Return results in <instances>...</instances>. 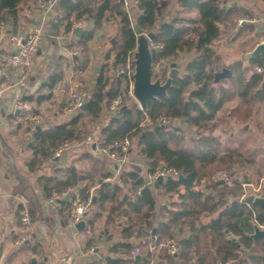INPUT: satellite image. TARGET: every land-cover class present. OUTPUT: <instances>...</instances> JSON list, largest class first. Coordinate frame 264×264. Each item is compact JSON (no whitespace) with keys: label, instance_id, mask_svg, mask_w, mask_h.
<instances>
[{"label":"trees","instance_id":"1","mask_svg":"<svg viewBox=\"0 0 264 264\" xmlns=\"http://www.w3.org/2000/svg\"><path fill=\"white\" fill-rule=\"evenodd\" d=\"M22 1L0 0V23H11L13 32L18 29V5ZM177 1L186 12L197 11L199 17L185 16L158 23L168 0H137L136 8L140 14L135 20L119 0H57L59 9L65 13L63 20L67 21V30H71L75 22L86 19L93 22V30L83 34L78 41L83 47V60H78L77 65L79 69L88 64V42L97 29L116 19L120 30L111 47L115 59L103 67L86 108L72 114L66 122L35 128L29 167L32 171L37 170L50 158V147L64 141L88 144L91 133L88 121L97 124L110 110L115 98L121 96L125 100L129 80L117 76L116 71L121 64L132 60L137 48L134 24L138 23L145 33L155 32L153 41L163 45L153 64L171 59L182 50L194 49L199 55L188 63L186 74L174 78L166 96L149 100L147 110L138 105L121 108L99 130L100 137L106 138V145L112 146V151L120 152L118 144L129 138V150H136L148 161L147 173L124 168L118 172L117 180H112L114 172L108 168L109 159L95 156L92 144H89L69 166L57 168L52 176H41L40 184L49 197L55 191L77 188L87 197L95 188L93 205L99 208V214L94 215L91 224L104 213L107 222L125 219L121 231L123 240L113 245L116 257H112L109 264L122 261L148 264L154 253L144 247L153 230L161 239H176L179 244L175 255L160 253L161 258L167 259V264H217V261L264 264V241L250 236L255 223L264 226V210L246 202L242 182L236 179L233 187L225 186L224 194L219 197L199 188L215 169L230 170L237 163H253L215 134L216 118L224 102L235 94L248 103L264 100V79L256 71L258 66L264 68V50L249 59L246 66L242 60L235 61L229 66L231 77L215 81L216 69L222 64L214 44L223 28L232 26L238 14L248 12L234 6L226 8L221 4L222 0ZM251 69L254 73L247 77ZM60 79L61 75L55 74L46 85L53 88ZM223 83H229L233 88ZM51 95H27L22 99L34 106ZM161 116L181 118L194 128L195 133L157 123ZM159 164L176 168L183 179L157 180L148 185L146 174L153 172ZM211 185L217 187L215 182ZM158 192L167 196V201L160 207L157 206ZM174 195L179 199L172 200L170 197ZM184 228L188 230L186 236ZM134 236L138 239L136 244L132 241ZM136 248L145 253L143 258L132 256Z\"/></svg>","mask_w":264,"mask_h":264},{"label":"crops","instance_id":"2","mask_svg":"<svg viewBox=\"0 0 264 264\" xmlns=\"http://www.w3.org/2000/svg\"><path fill=\"white\" fill-rule=\"evenodd\" d=\"M136 1L129 0L128 9L130 13L132 12L133 15L138 16L140 11L136 8ZM170 1L175 7V15L172 16L171 20L165 21L170 22L175 18L185 16L199 17L197 11L186 12L177 0ZM221 4L226 8L232 6L242 8L248 12L243 15L248 16L251 22L238 28L235 27L234 22L229 28L222 27L223 32L215 42L214 48L218 42L231 37V40H228L229 42L227 41L226 44L229 46L236 43L242 44L241 53L244 57L231 60L225 68H229L237 60H242L246 66L248 60L251 59L248 54L254 50L257 44L264 41V0H222ZM18 9L17 32H13L11 23H0V63L13 51L10 43L11 34H25L34 25L42 23L44 35L35 60L34 75L28 85L19 86L15 81H6L0 68V264H109L108 261L112 257H116V254L112 251L113 245L123 240L121 231L125 219L122 217L115 222H107V214L104 213L94 220V224H91L90 221L94 215L99 214V208L94 206V211L90 216L81 220L85 224L78 227L76 225L78 222L72 224L65 215V203H50L49 196L46 195L39 182L41 176H52L57 168L69 166L84 149H88L87 144L76 145L71 150V156L64 166H61V161L49 158L37 170L32 171L29 162L33 157L30 144L37 131L35 128L41 129L57 125L66 122L71 116L66 109L72 88L75 85H80L90 96L95 91L103 67L107 63L111 64L115 59L111 47L118 38L120 23L113 19L95 31L93 39L88 42V64L84 69H79L77 65L78 60H83V47L78 44V41L83 34L93 30L92 20L86 19L80 24L75 22L72 29L67 30V21L61 20L59 23H55V17L59 10L58 2L51 6L46 13H42L40 10L38 0H23L18 5ZM160 22H162L161 17L158 19V23ZM246 25L251 26V28H245ZM78 28L83 29L81 36L74 32ZM76 48H81L78 54L73 53ZM109 53H111L110 59L108 58ZM189 53L196 55L191 61L199 56L196 50L192 49L179 51L177 57ZM217 54L222 60L223 57L220 52H217ZM176 64L178 66V63ZM187 65L183 74L187 73ZM155 66L156 64H153V72L154 70H163V67H160V69L157 67L158 69H156ZM178 70L179 76H181V70L179 68ZM252 73L254 72L251 69L248 71L247 77H250ZM55 74H60L61 79L53 88H49L46 84ZM260 75L264 79V74ZM119 77L122 78V76ZM50 93H52L51 97L43 103L34 106L30 103L31 114L33 111L32 115L37 119V124H34L31 120L21 121L18 119L15 103L19 98L27 95L38 96ZM235 99H238L247 108L246 118L250 120L254 118L253 107L257 104L258 106L263 105L262 125H264V100L255 99L248 103L245 98L235 94L228 98L223 106ZM218 113L216 119H219ZM107 116L106 113L101 116L100 126L93 124L90 133L91 139L95 138L94 135H98L97 139H99V131L96 130H100L105 121L107 122ZM244 130H248L247 124L244 126ZM232 135L234 134H231V137L234 138ZM261 143L262 156L264 157V135L261 136ZM256 148L255 146L253 152L256 151ZM237 149L243 156L253 161L252 164L246 165L253 166L256 162L261 163L260 158L249 156V154L247 156L245 149L242 147ZM92 150L95 156L101 159L107 158L99 156L93 144ZM132 153L137 154L138 152L132 151ZM236 165L232 169H235ZM108 168L114 172L116 178L117 173H115L110 160ZM146 171L144 173H147ZM262 177L264 176L262 175ZM249 185L250 188H254V191H260L263 184L261 182L255 185L251 182ZM216 186L220 188V185L217 184ZM262 191L264 192L263 189ZM94 195H96L95 190ZM213 196L219 197L220 195L213 192ZM24 211L29 212L34 239L19 246L16 240L22 229L20 218ZM183 233L185 236L188 235L187 228H184ZM93 240H97L100 245L99 250L96 252L89 251ZM132 241L136 244L138 239L134 236ZM140 254L142 258L145 256L143 252H140ZM165 260L167 261L166 258H163L160 262L163 263Z\"/></svg>","mask_w":264,"mask_h":264},{"label":"built area","instance_id":"3","mask_svg":"<svg viewBox=\"0 0 264 264\" xmlns=\"http://www.w3.org/2000/svg\"><path fill=\"white\" fill-rule=\"evenodd\" d=\"M122 2L127 8L129 7V0H119ZM57 0H38V5L42 13H46L49 11L51 6L56 4ZM65 13L62 10H58L57 16L55 17V23H59L63 20ZM251 19L248 16H240L234 19L235 27L238 28L245 23H250ZM80 24V22H77ZM44 35V26L42 23H38L34 25L28 32L25 34L13 33L10 36V43L13 48L12 53L0 63V68L2 72V76L6 81L14 82L19 86H26L30 83L34 71H35V60L37 57L38 49L41 45L42 38ZM151 47L155 48L159 51L162 48V44L150 41ZM81 48H76L74 50V54H78ZM132 61V63H131ZM121 64L116 74L118 76H122V78H127L129 80V91L128 97H133V75L135 71V66L132 60ZM256 71L259 74H264V68L258 66ZM90 95L89 93L81 88L80 85H75L70 93L69 103L67 106V113L72 115L75 112L81 110L83 106L88 102ZM123 98L121 96L115 98L111 105L110 111L115 114L117 113L123 106ZM15 109L17 112V117L19 120H31L34 124H37L38 121L31 114V106L27 101H24L22 98H19L15 103ZM176 118H170L166 116H161L158 118L157 123L163 125H173L176 121ZM148 122H151L150 119ZM91 143L95 146L96 151L99 156L107 157L112 166L114 168L115 173L121 169L129 168L132 163L135 164H148V161L141 157L139 158L137 154H133L129 147L131 145V140L129 138L125 139L121 143L118 144V147L121 148V151L118 150L112 151V146L106 145V138L99 137V139L91 141ZM76 145L70 141H64L63 143L50 147V159L61 161V166H64L68 162V158L71 156L70 152L74 149ZM143 164V165H144ZM117 166V167H116ZM180 172L173 167H170L166 164H159L153 172L147 175V183L148 185L153 184L158 180V178L162 177L163 181L170 179H178L180 176ZM107 179H105L106 181ZM212 182L224 186H232L233 185V176L226 170H217L215 171L210 179ZM95 188L90 190V193L87 197H84L80 190L69 189L66 191H55L49 197L50 203L56 202H64L65 215L70 219L72 224H76L77 222L87 218L94 211V195ZM140 192V191H138ZM246 196V194H245ZM21 220V232L19 237L16 240L17 245L22 246L27 242H30L34 239V233L31 227V219L28 211H24L20 218ZM263 226V225H261ZM264 227V226H263ZM100 245L97 240H93L91 246L89 248L90 252H96L99 250ZM148 249L149 252H164L166 255H175L178 253L179 244L174 239H161L158 233H153L147 237V243L144 247ZM140 254L139 248H136L132 251V256H137ZM118 257V255H117ZM154 257V256H153ZM152 259V258H151ZM119 264H136L135 262H125L122 261ZM148 264H153V259L150 260Z\"/></svg>","mask_w":264,"mask_h":264},{"label":"rangeland","instance_id":"4","mask_svg":"<svg viewBox=\"0 0 264 264\" xmlns=\"http://www.w3.org/2000/svg\"><path fill=\"white\" fill-rule=\"evenodd\" d=\"M168 4H169L168 7L166 9H164L163 14L161 16L162 21L171 20L172 16L175 15L174 14V8H175L174 5L171 3L170 0H168ZM131 15H132V17H134L133 20H135L136 15H133L132 12H131ZM240 16H246V15L238 14L236 17H240ZM230 38L226 39L225 41L223 40V41L218 42L215 46L216 51L220 52L221 56L223 57L221 60L222 66H220V68L216 69L217 72H220L223 70V68L227 67V64L231 60L236 59L238 57H244V55L241 53V50L243 49L242 44L236 43L233 46H229L226 44L228 40H231ZM194 56H196L194 53H189V54H183L181 56L178 55V57L176 56L174 58L165 60L162 63L156 64V66H155L156 69H158V68L160 69V67H163V70H159V71L154 70V73L157 74L156 76L161 75V77L163 79H166L171 72V69H172L171 64L173 62H176V63H178V66H179V67L177 66V68H179L181 70L180 74H181V76H183L184 75L183 73L185 71V66L187 65V63H189L191 61V59ZM223 84H225V86L230 85L233 88V86L229 83H223ZM133 105H138L140 107V103L137 101V99L134 96L133 97L125 96V100L123 102L122 108H125L127 106H133ZM262 108H263V105L258 106V104L253 107L254 118L251 120L246 118L247 108H245V106H243L238 99H235L233 101L226 103L223 106V108H221L220 112L218 113L219 119H217L216 134L217 135L219 134L221 136L222 141L226 145H230L232 147H237L239 149H241V147H242L243 149H245V153L247 156L249 154V156L258 157V159L260 158L261 163L256 162V164L253 166L237 163V165L235 166V169H232V168L230 170L227 168L215 169L210 173L211 174L210 177L205 178L202 181V183L199 185V188L201 190H204L206 192H217V193H219L220 196L223 195L226 185H224V186L220 185V188H217L218 186L215 188L214 186L211 185L212 181L210 179H211L212 174L215 171L226 170L229 173H231L233 176V185L229 186V187H233L235 180L237 179V180H240L242 182V187L244 188V193L246 195H248L250 193H255V194L263 193L262 189L264 190V177H262V175L264 176V157L262 156L263 150L261 148V146H262L261 136L264 135V130H263L264 125H262V122H263V120H262ZM105 113L108 115L107 116V121H108V118L113 113L110 110L106 111ZM87 120H89V119L87 118ZM100 122H101V120L96 124V126H100ZM88 123H89L90 127H93V124H94L93 121L92 122L88 121ZM106 123L107 122L105 121L104 124H106ZM246 124H247L248 130H244V126ZM172 126L180 127L182 130H185L190 134L195 133L194 128H190L188 123H186L181 118L177 119ZM260 129H262V130H260ZM96 131H99V130H96ZM231 134H234V135H232V136H234V138L231 137ZM97 136L94 135L95 138H92V139L90 137L89 143L87 145L92 144L91 141H93V139L94 140L97 139ZM255 146L257 148H256V151L253 152ZM133 152H136V150ZM137 156L139 158L142 157L138 153H137ZM129 166H130L129 169H135L141 173H143L148 168V164L145 166L143 164H141V165L135 164L134 165V163H132ZM260 177H262V178L260 179ZM112 180H117V179L112 176ZM251 182L254 183L255 185L257 183L262 182V184H263L262 189L260 188V191H258V190L254 191L253 190L254 188L253 189L250 188L249 184ZM256 189H259V188H256ZM170 198L172 200H178L179 199V197L177 195H174L173 197H170ZM157 201H158L157 206L160 207L163 203H165L167 201V196L158 192ZM174 240H176V239H174ZM152 259H153V264H167L166 260L163 263L160 262V260L162 261L163 258L160 257L159 252L158 253L155 252L154 257H152Z\"/></svg>","mask_w":264,"mask_h":264},{"label":"water","instance_id":"5","mask_svg":"<svg viewBox=\"0 0 264 264\" xmlns=\"http://www.w3.org/2000/svg\"><path fill=\"white\" fill-rule=\"evenodd\" d=\"M135 33L137 35V48L133 54V62L135 66L134 81H133V94L137 101L140 103L142 110H147L148 101L156 100L161 96H166L169 87L175 77L179 75L176 62L171 64V72L166 79L161 76H156L153 72V59L157 54V50L150 45V41L153 40L155 32L151 31L145 33L138 23L134 24ZM74 32L81 36L83 29H75ZM264 50V41L257 44V46L249 54V58L257 57ZM39 51V49H38ZM38 53V52H37ZM231 71L229 68H223L222 71L216 73L215 81H219L221 78L231 77ZM87 103L82 109H85ZM117 167V166H116ZM179 179H183V175L179 176ZM159 181H163V178H158ZM170 180V178L168 179ZM221 182H218L220 185ZM249 204H257L264 210V192L261 194L250 193L244 198ZM84 221L78 222V227L84 225ZM155 233V230H153ZM253 239L261 238L264 241V227L258 223L254 224V231L250 234ZM102 254V252H101ZM138 259L142 258L139 254L136 256ZM34 259V258H32ZM217 264H237V261H230L227 263H221L217 261Z\"/></svg>","mask_w":264,"mask_h":264}]
</instances>
